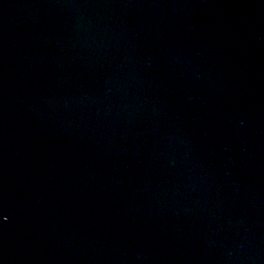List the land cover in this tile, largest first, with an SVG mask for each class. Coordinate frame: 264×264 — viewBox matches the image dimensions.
<instances>
[{
    "label": "water",
    "instance_id": "obj_1",
    "mask_svg": "<svg viewBox=\"0 0 264 264\" xmlns=\"http://www.w3.org/2000/svg\"><path fill=\"white\" fill-rule=\"evenodd\" d=\"M0 264H264V0H0Z\"/></svg>",
    "mask_w": 264,
    "mask_h": 264
},
{
    "label": "snow or ice",
    "instance_id": "obj_2",
    "mask_svg": "<svg viewBox=\"0 0 264 264\" xmlns=\"http://www.w3.org/2000/svg\"><path fill=\"white\" fill-rule=\"evenodd\" d=\"M5 219H7L6 216H4V215H0V221L5 220Z\"/></svg>",
    "mask_w": 264,
    "mask_h": 264
}]
</instances>
